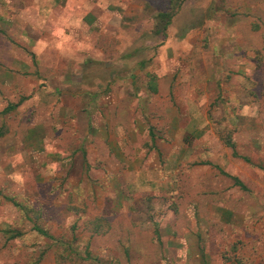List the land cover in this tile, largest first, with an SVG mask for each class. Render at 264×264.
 Segmentation results:
<instances>
[{
  "label": "rangeland",
  "instance_id": "374dc122",
  "mask_svg": "<svg viewBox=\"0 0 264 264\" xmlns=\"http://www.w3.org/2000/svg\"><path fill=\"white\" fill-rule=\"evenodd\" d=\"M0 264H264V0H0Z\"/></svg>",
  "mask_w": 264,
  "mask_h": 264
},
{
  "label": "trees",
  "instance_id": "16d2710c",
  "mask_svg": "<svg viewBox=\"0 0 264 264\" xmlns=\"http://www.w3.org/2000/svg\"><path fill=\"white\" fill-rule=\"evenodd\" d=\"M174 16H175L174 12H162V13H159L156 16V21L158 20L159 21L158 23H160V25L156 24V28H158V31L156 33L166 35V32H167L169 26L171 25ZM155 87L156 86L152 82V88L151 87H148V88H149V90L152 93H157L158 90ZM20 104L15 105V106H10L7 110H5V112H8L9 110H15ZM226 145L233 150L234 157L243 159L249 165H254V162H253V160L250 157L238 154L237 149H236V144L235 143H231V140L227 141ZM223 174H225L226 176H229L228 174H226L224 172H223ZM233 179H234L236 187H240L243 190H247L246 186L244 185V183L242 181H240L238 178H233ZM36 230L40 234H42L43 236L47 237L49 235L47 232L41 230L40 228H36ZM19 236L20 235L12 236L11 239H16Z\"/></svg>",
  "mask_w": 264,
  "mask_h": 264
}]
</instances>
